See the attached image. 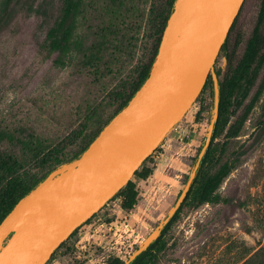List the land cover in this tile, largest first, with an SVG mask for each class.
Segmentation results:
<instances>
[{
    "label": "rangeland",
    "instance_id": "rangeland-1",
    "mask_svg": "<svg viewBox=\"0 0 264 264\" xmlns=\"http://www.w3.org/2000/svg\"><path fill=\"white\" fill-rule=\"evenodd\" d=\"M103 1L79 0L73 42L90 41L85 40L86 28L100 17L97 10ZM131 1L134 8L127 24L107 45L115 58L111 56L109 64L97 70L82 65L75 47L63 53L46 47V32L60 17L63 0L19 1L22 9L0 30V130L15 137L0 141V153L10 162L18 165L27 160L23 142L40 141L71 154L83 145L97 120L109 116L113 105H107L108 94L133 79L150 54V8L155 0ZM259 6L260 0H244L229 29L226 53L234 64L251 35ZM226 62L219 52L214 68H224ZM198 99L199 95L143 164L151 169L150 175L131 177L138 189L134 207L124 210L121 196L111 198L45 264H105L113 257L126 261L139 246L158 236L161 221L195 168L197 151L212 120L209 90ZM94 103L101 104L99 119L89 117L87 108ZM261 103L253 107L237 137L227 140L221 135L215 140L224 142L221 162L235 164L217 190L219 201L197 208L184 206L167 231L166 247L155 264H264ZM200 104L204 108L196 117ZM25 168L42 174L35 167ZM4 183L5 175L0 185Z\"/></svg>",
    "mask_w": 264,
    "mask_h": 264
},
{
    "label": "water",
    "instance_id": "water-1",
    "mask_svg": "<svg viewBox=\"0 0 264 264\" xmlns=\"http://www.w3.org/2000/svg\"><path fill=\"white\" fill-rule=\"evenodd\" d=\"M243 1L175 0L142 85L76 159L52 170L0 222V264H45L75 229L127 184L190 109L211 74L215 113L203 153L218 106L214 63ZM198 164L199 159L158 233L181 204Z\"/></svg>",
    "mask_w": 264,
    "mask_h": 264
},
{
    "label": "trees",
    "instance_id": "trees-1",
    "mask_svg": "<svg viewBox=\"0 0 264 264\" xmlns=\"http://www.w3.org/2000/svg\"><path fill=\"white\" fill-rule=\"evenodd\" d=\"M19 1L0 0V30L5 28L22 9L18 6ZM174 2L175 0H155L152 2L153 5L150 8L151 48L149 57L136 70L133 79L124 81L120 87L110 91L107 96V105H113L111 113L102 121L97 120L98 123H95L96 127L91 130V133L88 134L87 139L80 148L71 154H65L62 148L43 145L40 141L33 145H30L28 142H23L27 149V160H24V162L18 165H15L16 162H10L8 157L0 153V183L5 175V183L3 186L0 185V222L16 202L38 185L52 170L76 159L96 137L102 127L127 104L148 76L150 67L158 51L164 27L172 12ZM133 8L134 6L131 0H104L97 10L100 13V17L94 20L92 24L87 25L85 40L90 39V41L73 42L71 38L74 33L76 18L80 13V2L79 0H63L60 17L54 21L46 32V47L50 51L59 53L69 52L75 47L76 51L82 56L83 66H89L95 70L100 69L104 65H108L109 61L115 58V53L107 52V45L120 32L121 26L127 24ZM103 19L107 22L105 23ZM227 46L228 38L226 37L219 51L226 57V65L224 68H214L219 93L216 118L213 123L209 144L203 153L202 145L204 143H202L197 151L195 163L199 159V164L191 182L187 186L181 204L160 230L158 236L129 264H155L159 252L166 247L165 236L167 231L184 206L197 208L205 203L219 201L220 197L217 194V190L226 176L234 168L235 164L230 160L221 162L225 151L224 142L220 143L215 140L221 135L227 140L237 137L249 113L260 100H262V119L258 123L261 131L264 132V0H260L256 23L251 35L246 41L241 57L235 64L232 63L230 56L226 53ZM111 56H113L112 59ZM260 74L261 77L251 99L247 104H244L251 90L256 85ZM207 90H209L211 97L210 105L213 110V117L215 113L214 81L211 74L207 77L199 94V99L203 92ZM100 107V103H94L87 108L88 112H90L89 117L91 119H99L101 117V113L99 112ZM203 108L200 104L195 114L196 117L201 114ZM240 109L241 113L237 115ZM235 115L237 116L232 121L231 118ZM5 139L13 141L15 137L7 131L0 130V141ZM149 158L150 156L141 163L133 175L140 179H145L150 175L151 169L143 166ZM26 166L35 167L42 174L39 176L31 174L29 171H26ZM188 177L189 175L186 177L185 185ZM182 191L183 189L179 191L175 202L180 197ZM118 195L121 196V207L124 210L132 209L138 198V189L135 182L129 180L113 197ZM94 215L83 224L89 222ZM64 243L65 241L53 251L52 256ZM124 262L119 257H113L105 264H124Z\"/></svg>",
    "mask_w": 264,
    "mask_h": 264
}]
</instances>
